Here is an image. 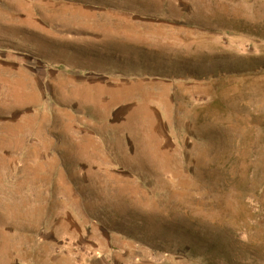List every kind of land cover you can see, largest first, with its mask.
Wrapping results in <instances>:
<instances>
[{"label": "rangeland", "instance_id": "obj_1", "mask_svg": "<svg viewBox=\"0 0 264 264\" xmlns=\"http://www.w3.org/2000/svg\"><path fill=\"white\" fill-rule=\"evenodd\" d=\"M0 264H264V0H0Z\"/></svg>", "mask_w": 264, "mask_h": 264}, {"label": "bare ground", "instance_id": "obj_2", "mask_svg": "<svg viewBox=\"0 0 264 264\" xmlns=\"http://www.w3.org/2000/svg\"><path fill=\"white\" fill-rule=\"evenodd\" d=\"M49 1V0H48ZM65 3V2H64ZM78 3V2H77ZM67 4H68V2H67ZM74 4V3H73ZM96 6V5H95ZM99 7V6H98ZM78 15V14H77ZM76 15V16H77ZM55 17V16H54ZM68 17V16H67ZM71 17V16H70ZM73 17V16H72ZM77 18V17H76ZM76 18H75V20H76ZM79 18V17H78ZM65 19V18H64ZM74 19V18H73ZM73 19H71V20H73ZM83 19V18H82ZM68 20V19H67ZM79 20V19H78ZM86 20V19H85ZM91 20V19H90ZM106 20V19H105ZM107 21V20H106ZM60 22V21H59ZM73 22V21H72ZM75 22V21H74ZM82 22V21H81ZM104 22V21H103ZM70 23V22H69ZM77 23V22H76ZM116 27H118V26H116ZM100 31V30H99ZM116 32V31H115ZM122 32V31H121ZM172 33V32H171ZM106 35V34H105ZM121 37V36H120ZM71 76V75H70ZM76 81V80H75Z\"/></svg>", "mask_w": 264, "mask_h": 264}]
</instances>
